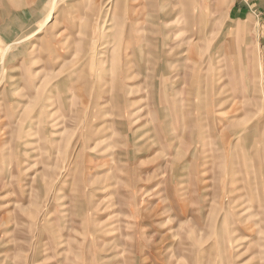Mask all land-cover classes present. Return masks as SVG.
Here are the masks:
<instances>
[{
  "label": "rangeland",
  "instance_id": "374dc122",
  "mask_svg": "<svg viewBox=\"0 0 264 264\" xmlns=\"http://www.w3.org/2000/svg\"><path fill=\"white\" fill-rule=\"evenodd\" d=\"M226 10L0 0V264H264V32Z\"/></svg>",
  "mask_w": 264,
  "mask_h": 264
},
{
  "label": "crops",
  "instance_id": "0c3cea01",
  "mask_svg": "<svg viewBox=\"0 0 264 264\" xmlns=\"http://www.w3.org/2000/svg\"><path fill=\"white\" fill-rule=\"evenodd\" d=\"M226 17L230 20H247L256 17L264 32V0H226Z\"/></svg>",
  "mask_w": 264,
  "mask_h": 264
},
{
  "label": "bare ground",
  "instance_id": "6f19581e",
  "mask_svg": "<svg viewBox=\"0 0 264 264\" xmlns=\"http://www.w3.org/2000/svg\"><path fill=\"white\" fill-rule=\"evenodd\" d=\"M8 49H9V46H6V48L3 51H1L2 53H1L0 57L3 58V52L6 53Z\"/></svg>",
  "mask_w": 264,
  "mask_h": 264
}]
</instances>
